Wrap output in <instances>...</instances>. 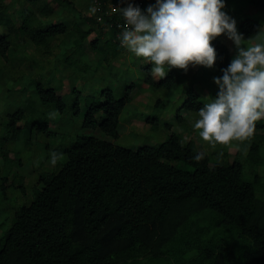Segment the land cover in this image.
<instances>
[{"label": "trees", "instance_id": "1", "mask_svg": "<svg viewBox=\"0 0 264 264\" xmlns=\"http://www.w3.org/2000/svg\"><path fill=\"white\" fill-rule=\"evenodd\" d=\"M89 1L97 8L91 17L77 13L73 0H0V26L6 28L0 34V87H7L0 97L6 98L5 108L14 106L0 115L2 195L13 188L29 197L25 177L17 170L24 154L34 160L35 174L31 202L10 211L11 224L0 235V264H128L150 255L170 256L172 264H264V119L256 122L252 141H234L220 153L201 150L195 139L185 138L193 131L198 134L193 124L206 102L195 83L222 75L236 53L224 34L211 41L217 50L212 67H172L160 78L152 76L150 62L141 68L146 86L140 90L177 92L167 101L181 107L166 123L179 124L183 131L173 130L161 143L137 149L93 134L77 135L68 147L44 143L50 136L57 142L67 139L56 135L58 126L48 111L64 112L67 106L61 94L64 72L58 69L81 76L88 85V74L94 71L86 64L106 65L110 76L123 75L122 69H113V59L130 53L119 41L122 17L103 12V21L95 18L99 7L104 9L108 1L122 6L121 0ZM138 1L142 10L155 3ZM243 2L246 12L238 11L240 3L234 10L248 43L264 27V0ZM60 13L62 21L50 22ZM96 30L90 57L86 43ZM142 60L134 56L130 64ZM135 85L126 84L119 97L110 88L103 90V99L88 95L82 127L118 138ZM78 87L71 84L69 91L77 94L76 111L81 108ZM217 92L218 87L212 89L210 97ZM182 109L192 124L181 116ZM235 144L239 150L230 161L227 147ZM200 151L204 158L194 160Z\"/></svg>", "mask_w": 264, "mask_h": 264}, {"label": "clouds", "instance_id": "2", "mask_svg": "<svg viewBox=\"0 0 264 264\" xmlns=\"http://www.w3.org/2000/svg\"><path fill=\"white\" fill-rule=\"evenodd\" d=\"M226 2L155 0L142 10L141 1L121 0L122 6L108 1L105 10L99 7L101 13L95 15L99 22L103 21V12L108 16L117 12L122 17L120 44L136 57L150 62L155 78L166 76L172 67L185 71L189 65L212 67L217 50L211 41L224 34L233 42L235 55L222 68V75L213 77L218 92L203 102L193 124L199 130L198 135L212 145L245 141L254 134L256 122L264 119V35H261L264 27L249 38L254 42L245 43L237 19L226 10ZM96 11L92 6L91 15ZM94 32L97 35L91 34L92 40L99 36ZM204 156L200 151L193 159L199 161ZM51 159L56 163V152L51 154Z\"/></svg>", "mask_w": 264, "mask_h": 264}, {"label": "rangeland", "instance_id": "3", "mask_svg": "<svg viewBox=\"0 0 264 264\" xmlns=\"http://www.w3.org/2000/svg\"><path fill=\"white\" fill-rule=\"evenodd\" d=\"M75 4V11L78 13L79 10H81L82 16H92L91 15V7L93 6L90 4L89 0H73ZM230 1V0H229ZM240 1V0H239ZM238 0H231V3L227 5L226 10L230 13V15L236 17L237 11L234 9L238 5V11L240 12H246L245 7H247L243 2H239ZM243 2V4H242ZM58 10V7L55 6ZM59 10H62L61 7H59ZM71 10V9H70ZM70 10H65L69 12ZM63 14L60 13L58 16H53L52 20L50 22L57 23L58 21L63 20ZM260 18V16H259ZM264 20V16H263ZM83 26L86 27L87 23H83ZM89 25V24H88ZM94 28L96 29L97 25L94 23ZM97 31V30H96ZM6 32V28L2 25L0 26V34H3ZM93 35H97L95 32L92 33ZM88 39L87 47L91 49L90 43L91 38ZM264 35V33L262 34ZM225 38L228 40V43L232 50H235V45L233 42L223 36V39ZM254 42L253 40L248 42L249 44ZM89 53H91V56L94 52L92 50H89ZM134 53L127 54L126 58H123L121 60L113 59L115 67L113 69H122L123 75H116V76H110L108 73V67L106 65H101L98 63H88V65L93 71L90 70L91 74H88V85H86L82 79L81 76L75 75L72 76L71 73H68V71L64 68H62L60 71L58 69L59 74L61 72H64V78L61 79V83L65 82V86L63 90L61 91V94H65V100L67 103V106L64 109V112H60L58 109H48L51 114V123L55 126H58L57 130V136H59L61 139L63 136L67 137L65 142H57L58 139H55L54 136H50L49 142L44 143H50L51 147L54 148L56 146H61L63 144L64 147L70 146L73 141L76 139V136L79 134H93L101 138H106L118 145L127 147V148H134L137 149L143 145L151 144L156 145L161 143L162 141L166 140L167 137L170 135V133L173 130L176 131H183L182 127L179 124L167 126L166 122L173 121L171 119V116L173 114L177 115L178 111L181 107V104L177 103H169L167 100H174L175 95L170 94L165 89H159V90H140V88H143L146 86V82L144 81V77H142L141 68L148 62L146 60H142L139 65H132L130 64L131 57L134 58ZM95 58V57H93ZM97 61V60H96ZM130 64V66L128 65ZM127 71H130L131 76H125L127 74ZM89 72V73H90ZM98 74L100 78H98ZM98 78V79H97ZM103 78V79H102ZM208 78L205 77V75H202V79ZM209 80L204 82H196V88L200 90L201 98L204 101H208L210 99V91L214 88H217L218 86L214 82L213 78H208ZM185 80V79H184ZM192 79L189 78L184 83L185 87H188L191 83ZM132 83H135V87L131 90V96L132 100L127 104V108L124 111V113L121 115V127L119 129L120 136L118 138H113L111 136H108L100 129H85L82 127V121L84 118V114L86 111V104H87V96L88 95H96L103 99L104 96L103 90L110 88L113 90L114 95L116 97L121 96L124 91L127 89L126 84L130 86ZM70 84L79 85L78 89L81 91L80 94H78L80 99V111H76L75 108H73V103L75 101V98L77 94H73L69 92L71 90ZM10 85H13L10 82ZM6 86L0 87V90L6 89ZM4 96L7 95V92H3ZM177 96V95H176ZM186 95H180L178 98L183 99ZM6 105V98L0 97V115L5 113L6 111H9L14 108L13 104L9 105V108H5ZM181 116H184V119H189L190 116L188 115V111L185 109H182L180 112ZM149 117H152L151 122L147 123V119ZM175 118V117H174ZM190 124L193 123V120L190 118ZM0 123H2V119H0ZM22 124V123H21ZM150 126H154L153 128ZM192 126V125H190ZM55 130V128H53ZM55 135V136H56ZM193 138L195 139L197 145L201 150H204L206 152H217L220 153L224 150L223 144H215L212 145L208 141H204L203 138H201L197 133L194 131L190 134H185V138ZM249 140L252 141L253 137H250ZM238 143V142H237ZM241 144V143H240ZM47 149V148H46ZM227 150L229 152V160L233 161L235 154L239 150V147L237 145H231L230 147H227ZM48 152V150H44L43 155H45ZM40 155V152H38ZM38 155V157H39ZM13 156V154H12ZM24 157V163L23 165L17 169L21 174L25 177V182L28 186V193H30L29 197L20 195L17 191L13 188H10V191L7 192L6 197L2 195V192L0 191V235L3 233V231L11 224L10 217L8 215L10 214V211H16L20 206L29 204L32 200V184L35 183V174H34V166H33V159L30 160L26 156V154L23 155ZM37 160V159H36ZM2 160L0 159V164ZM9 180H12V177L9 178ZM1 196L3 199H1ZM244 243L242 242L239 247H241ZM179 246V245H177ZM134 260V259H133ZM173 260L170 256H161V255H150L146 257H141L137 261H131L128 264H172Z\"/></svg>", "mask_w": 264, "mask_h": 264}, {"label": "built area", "instance_id": "4", "mask_svg": "<svg viewBox=\"0 0 264 264\" xmlns=\"http://www.w3.org/2000/svg\"><path fill=\"white\" fill-rule=\"evenodd\" d=\"M98 19L101 20V19H102V16L99 15V16H98ZM121 24H122V23H119V26H120Z\"/></svg>", "mask_w": 264, "mask_h": 264}, {"label": "crops", "instance_id": "5", "mask_svg": "<svg viewBox=\"0 0 264 264\" xmlns=\"http://www.w3.org/2000/svg\"><path fill=\"white\" fill-rule=\"evenodd\" d=\"M86 49H87L88 52H89V50H92V48L89 49L87 46H86ZM92 52H93V51H92ZM90 57H91V53H90Z\"/></svg>", "mask_w": 264, "mask_h": 264}]
</instances>
